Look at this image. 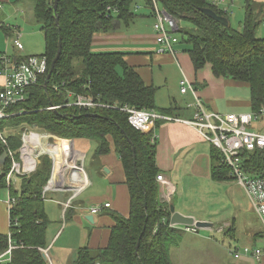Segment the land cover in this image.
Returning a JSON list of instances; mask_svg holds the SVG:
<instances>
[{
  "label": "trees",
  "instance_id": "1",
  "mask_svg": "<svg viewBox=\"0 0 264 264\" xmlns=\"http://www.w3.org/2000/svg\"><path fill=\"white\" fill-rule=\"evenodd\" d=\"M33 1L34 16L44 38V52L40 55L47 58V70L28 89L25 101L6 110L23 112L0 120V133L8 144L5 146L0 139V155L10 149L18 158L21 132L34 125L41 132L59 138L95 141L96 158L113 148L125 175L129 214L124 217L112 213L114 225L107 245L95 250L79 248L74 264H174L170 247L177 244L185 230L170 226L173 201L168 203L159 198L157 175L161 171L155 160L157 140L152 131L132 128L127 113L120 110L127 105L171 116V108L156 105L157 87L146 84L136 69L126 63L121 52L91 50L96 33L115 32L133 21L138 15L136 1L58 0L55 11L54 0ZM145 1L155 16L153 1ZM156 3L176 20V45L189 55L194 70L209 65L213 76L246 84L251 111L261 115L264 109V37L257 36V29L264 19V1H244V17L239 29L231 24L227 11L209 0H156ZM202 8H210L226 17L228 24L219 23L202 12ZM0 29L7 36L10 34V29L8 31L2 23ZM59 38L61 52L46 91L44 81ZM27 57L16 56L19 60ZM68 93L74 94L73 97L76 94L91 97L98 105L91 108L64 106ZM50 106L59 107L52 109ZM163 121L157 119L155 124ZM59 144L69 152L67 141ZM208 154L213 181L235 180L219 148L210 143ZM38 159L33 172L19 175L9 186L6 181L9 158L0 172V189L6 188L13 199L8 213V232L0 233V254L9 245L15 246L10 260L3 264H49L40 248L47 247L49 218L44 210L43 189L51 175L52 161L47 154ZM240 159L246 175L264 177V147L242 151ZM225 233L234 238L233 222ZM260 236H263L262 231L256 232L254 238Z\"/></svg>",
  "mask_w": 264,
  "mask_h": 264
},
{
  "label": "crops",
  "instance_id": "2",
  "mask_svg": "<svg viewBox=\"0 0 264 264\" xmlns=\"http://www.w3.org/2000/svg\"><path fill=\"white\" fill-rule=\"evenodd\" d=\"M209 1L218 8L228 12L231 24L234 27L237 29L241 27L245 0ZM255 1L263 2L264 0ZM33 5V0H0V23L5 25L8 31L10 29V34L7 36L2 29L0 30L11 41L16 32L19 34L21 32L22 39L24 37L21 51L17 50L12 42V52L2 51L3 49L0 48V53L22 56V54L36 49L33 44L35 39H41L42 41L43 32L40 28V23L35 19ZM135 7L138 15L128 26L123 28L132 27L133 32L124 35V33H121L123 29H121L115 32L96 33L92 39L91 50L94 52H121L126 63L136 69L146 84L157 87L155 94L156 105L161 108H171L170 115L174 118L191 120L195 112L194 103L196 99L195 95L190 91L185 93L179 91V94H181L179 97L178 94L173 95L171 89L168 88L166 92L168 103L166 106H160L157 103L159 87L163 86L159 84V81L167 83V78H163L165 80L162 81L160 74H164L162 68L170 64L178 66L179 87H181L180 82L182 80L185 83H190L196 90L197 97L208 111L223 114L253 113L249 97L244 98L238 91L239 87L247 86L246 84L213 76L209 65H205L200 70L195 71L189 55L177 45L175 46V53L158 52V44L155 42V31L153 29L155 16L153 17L151 9L147 6L145 0H137ZM148 17H152L153 20L147 23ZM137 24L139 25L137 26ZM258 29L259 34L264 37L263 22ZM4 50L9 51L7 44ZM207 66L209 68H206ZM3 81L4 78L0 75V85ZM203 83L205 84L202 85ZM175 92L178 93L177 88ZM263 117L264 114L257 119ZM253 121L250 124L251 129L264 134L261 129L252 124ZM146 131H152L153 136L157 140L155 160L161 171L160 174L166 181V183L158 182L161 201L168 203L173 201L174 196L178 192L182 193L184 191V185L188 183V177H193L194 179L203 178L207 182H213L210 177L208 154L210 142L203 138L197 128L181 121H163L159 122L158 125L155 122L152 123L147 127ZM56 137L51 135V138L45 140V143L43 142L44 146L48 148L45 145L47 142L54 145ZM73 141L83 142L82 148L80 147L78 152L81 151L82 158H84L85 146L88 141L93 140L75 138ZM93 142V149L87 162L80 161L82 158H76V155L72 156L74 151L72 153L68 152L71 154L68 158L63 146H60L61 152L49 153L52 160V169L50 178L43 189L45 194L44 210L49 218V224L46 229L47 247L45 248L47 250L45 255L49 264H74L79 248L88 247L91 250H95L106 246L111 227L114 225L111 214L118 213L124 217L129 214V193L125 184L121 161L113 148L107 154L96 158L94 156L96 142ZM205 142L209 145L203 144ZM183 154H190L193 158L191 157L188 161L186 168L183 166L185 173L178 178V174L183 173V171L179 170L182 163L177 159ZM57 158L61 160V167L56 165ZM97 160L99 164H97ZM74 161L81 165V170L74 167ZM218 183L229 186L228 189L231 193V204L233 206L238 208L245 200L250 201L245 189L236 180H226ZM7 199L8 197L6 201L0 200V233L8 232ZM105 202L110 203L109 208H101L97 212H91L92 207H101ZM173 204L175 210L183 215L191 216L195 220H207L205 217L197 216L186 206H181L177 201H173ZM234 219H236L235 213L232 220ZM227 223L224 225H227ZM254 236L253 234L252 239H255L253 238ZM236 249L239 250L237 247ZM238 259H241L244 264H264V257L259 261H255L249 255L241 253ZM7 262L3 261L0 264Z\"/></svg>",
  "mask_w": 264,
  "mask_h": 264
},
{
  "label": "built area",
  "instance_id": "3",
  "mask_svg": "<svg viewBox=\"0 0 264 264\" xmlns=\"http://www.w3.org/2000/svg\"><path fill=\"white\" fill-rule=\"evenodd\" d=\"M153 1V7L155 11V22L153 29L155 31V42L158 44V52H170L175 53L174 46L178 42V37L175 34L176 20L168 15L165 11L161 10L156 0ZM264 23V20H263ZM20 34L15 33L12 38L14 47L21 51L23 45L19 40ZM47 70V58L44 55H28L25 59H17L16 56L8 55L6 53H0V75L3 76L4 81L0 85V120L11 116L13 114H20L23 112L20 110L17 113H9L6 110L19 102L26 100L28 95V89L35 85L39 78ZM180 91L185 93L190 91L195 95V112L191 120H181L172 116H166L155 110L139 109L130 106H123L120 110L127 113V121L130 126L136 130L146 131L147 127L155 122V120L165 121H181L185 124L191 125L197 128L204 139L214 144L223 154L224 162L230 167L231 175L235 177V180L242 185L245 189L247 196L252 204V207L258 216L262 227L264 236V177H250L246 175L241 168L240 154L242 151H252L257 148L264 147V134L256 130L251 129L250 124L252 120H256L260 114L255 113H219L215 111H208L201 100L196 95V90L190 83L181 82ZM57 86L55 87V89ZM68 93L67 102L64 106H76L79 108H91L98 105L91 97H87L81 94ZM59 106H50L49 108L56 109ZM264 114V109H261V115ZM26 128L21 132V146L18 149V158L15 157V153L10 149H6L7 158L10 159V168L6 175L7 185L11 181H16L19 175L28 174L35 170L39 156L42 154H49L48 150L40 148L41 144L35 137L41 136V140L44 141L51 138L50 133H38L29 131ZM27 131V132H26ZM55 136V135H53ZM155 138V136H153ZM0 139L2 143L8 147V144L4 138V135L0 133ZM67 141H73L68 139ZM45 145H53L47 142ZM67 157L71 154L66 151ZM74 167H77V163L74 161ZM157 181L166 183L162 174L157 175ZM13 199L9 197L7 199V209L9 213V207ZM110 203L105 202L101 207H92L91 212H97L101 208H109ZM170 226H176L170 224ZM181 228L185 231L197 232L194 225H181ZM15 246L9 245L8 249L0 254V262L9 261L11 250ZM44 253L46 249L40 248ZM234 253V257H240L241 253L235 248L229 249ZM243 254L249 255L255 261H259L264 257V246L258 247H244Z\"/></svg>",
  "mask_w": 264,
  "mask_h": 264
},
{
  "label": "rangeland",
  "instance_id": "4",
  "mask_svg": "<svg viewBox=\"0 0 264 264\" xmlns=\"http://www.w3.org/2000/svg\"><path fill=\"white\" fill-rule=\"evenodd\" d=\"M150 20H153V18L148 17L146 20L147 23L150 22ZM138 25L139 24H137V26ZM141 26H143V24H141ZM131 32H133L132 27L121 30V33H124V35ZM257 36L263 37L259 34V29L257 31ZM21 37L22 35L20 32L19 40L23 45L24 37L23 39ZM11 43V39L7 38L3 31L0 30V48L3 49L2 51L12 52ZM6 44L8 45L9 51L4 50ZM33 44L36 49L34 51H28L22 54V56L40 55L44 52L43 38L42 41L41 39H35ZM206 68L209 67L207 66ZM162 71L164 74H160V77L162 78V81L165 80L163 78H167V83H161L159 81V84H162L163 86L159 87V96L156 98L157 103L160 106H166L168 103L166 95L168 88L171 89L173 95L178 94L179 97L181 96V94H179L178 66L176 64H170L169 66H164ZM156 82L158 81L156 80ZM176 88L178 93L175 92ZM238 91L244 98L249 97V89L247 86L244 85L239 87ZM252 124L264 132V117L254 120ZM34 129L35 132L42 133L40 129ZM28 130L33 131L32 129ZM56 138L55 142H57L58 146L60 145L59 142L67 141L61 140L58 137ZM67 142L70 143V141ZM203 144L208 143L205 142ZM93 145V141L87 142L84 150V158H82L83 155L78 157L82 158L80 161H88ZM46 148L47 147L44 146L45 150H47ZM47 155L50 156L48 153ZM191 157L193 158L190 154H183L177 159L182 163L179 170L183 171V173L178 174V178L185 173L184 167L186 168ZM97 164H99L98 160ZM77 167L81 170V165L77 164ZM228 188L229 186H225L223 183L215 181L207 182L203 178L194 179L193 177H188V183L184 185V191L182 193L178 192L176 196H174L173 201H177L181 206H186L197 216L205 217L207 219L205 221L212 223V227L196 228L197 232H184L177 244L170 247V257L174 264H244L241 259L234 257V253L229 251V247L232 249L237 247L239 248L240 253H243L244 246H264V236L252 239V235H256L255 232H261L263 227L252 209L251 202L245 200V202L239 205L238 208L233 206V204H231V193ZM7 197V189L1 188L0 200L6 201ZM234 213L236 214V219L232 220ZM226 222H233V228L235 231L234 238L225 233L230 225L228 223L227 225H224ZM176 226L181 228L180 225ZM51 227L53 228V226Z\"/></svg>",
  "mask_w": 264,
  "mask_h": 264
},
{
  "label": "water",
  "instance_id": "5",
  "mask_svg": "<svg viewBox=\"0 0 264 264\" xmlns=\"http://www.w3.org/2000/svg\"><path fill=\"white\" fill-rule=\"evenodd\" d=\"M57 1L58 0H54V4H53V10L54 11L57 8ZM201 11L204 12L206 15L210 16L211 18L215 19L219 23L223 24V25H227L228 24V19L226 17L216 14L210 8H202ZM55 22H56V24L58 23L57 14H55ZM60 52H61V40L59 38L58 39V43H57V49H56L55 57L53 58V60H52V62L50 64L49 71H48V73L46 75V78H45V81H44V89L46 91H47V86H48L49 79L51 77V74H52V71L54 69L55 63L58 60ZM34 128H37V126L34 125ZM70 140H73V139H70ZM132 150H133V148H132ZM6 158H7V152L4 150L3 153L0 155V172H2V168L5 165ZM45 186H44V188H45ZM170 212H171V215H170L169 222L172 225H194L196 228L212 227V223H210V222H207V221H204V220H195L191 216L183 215L182 213L176 211L173 204L170 205ZM44 255H45V253H44ZM45 257H46V255H45Z\"/></svg>",
  "mask_w": 264,
  "mask_h": 264
},
{
  "label": "bare ground",
  "instance_id": "6",
  "mask_svg": "<svg viewBox=\"0 0 264 264\" xmlns=\"http://www.w3.org/2000/svg\"><path fill=\"white\" fill-rule=\"evenodd\" d=\"M119 106V105H118ZM36 139H37V141H39L40 142V144H41V146H40V148L42 147L43 149H44V143H43V141L41 140V136H37V137H35ZM57 139V138H56ZM82 141L80 142V141H70V148H71V150H70V153H72V151H74L73 153H72V156H75L76 155V158L77 157H80V156H82V152L80 151V152H78L79 151V149H80V147L82 148ZM50 153H54L55 151H59V152H61L60 151V146H58V144H57V142H55V144L54 145H50V146H48V148H46ZM82 150V149H81ZM56 165L59 167H61V160H60V158H57L56 159ZM58 170H60L59 168H58Z\"/></svg>",
  "mask_w": 264,
  "mask_h": 264
}]
</instances>
